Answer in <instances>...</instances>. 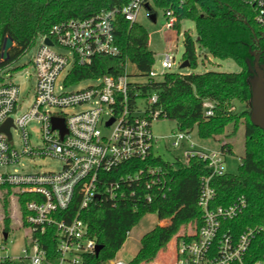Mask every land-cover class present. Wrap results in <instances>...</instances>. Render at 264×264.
Listing matches in <instances>:
<instances>
[{"label": "built area", "instance_id": "built-area-1", "mask_svg": "<svg viewBox=\"0 0 264 264\" xmlns=\"http://www.w3.org/2000/svg\"><path fill=\"white\" fill-rule=\"evenodd\" d=\"M239 1L251 9L256 25L264 33V0ZM150 2L132 0L122 10L71 20L40 36L36 41L40 46L32 60L37 81L34 98L26 110V97L22 96L20 86L12 78L4 80V73L12 64L0 67V170H4L0 172V191H12L22 226L28 229L27 243L19 259L25 264H83V256L95 255L98 246L81 218L83 211L106 202L152 203L156 192L168 189V194L164 193L166 201L174 192L167 186L169 173L157 164L158 159L165 160L161 140L152 131L153 123L162 115L157 107L159 94L143 91L169 73L176 64L175 56L165 54L161 72L154 70V64L146 77L130 76L126 61L120 63L116 75L88 79L75 86L66 83L75 67L89 68L98 57L120 58L117 17L121 15L134 25L140 10ZM166 15L167 29H172L175 18L170 12ZM0 53L3 54L1 45ZM82 83L88 85L78 89ZM215 107L213 102L204 103L206 118L215 116ZM76 108L84 110L65 113ZM230 112H236L235 106ZM55 118L65 122L67 132L63 137L53 127ZM8 120H12L11 137L1 131ZM33 123L40 125V145L33 146L30 141L28 128ZM13 131L20 137L19 149L14 144ZM170 139L171 149L179 153L175 163L168 162L172 167L195 159L205 162L211 172L210 177L199 181L195 175L198 216L192 228L176 241L175 264H264V252H252L264 228H248L237 234L236 228L228 226L244 214L246 200L240 198L226 207L214 206L217 192L211 182L227 174L226 155L197 147L192 133L177 131ZM37 157L58 160L61 170L34 174L10 170L25 159ZM22 198H27L24 205ZM76 199L78 212L71 217L68 211ZM49 229L55 232V260L49 258L41 240ZM6 250L1 243L0 263L9 258L2 255Z\"/></svg>", "mask_w": 264, "mask_h": 264}, {"label": "trees", "instance_id": "trees-1", "mask_svg": "<svg viewBox=\"0 0 264 264\" xmlns=\"http://www.w3.org/2000/svg\"><path fill=\"white\" fill-rule=\"evenodd\" d=\"M132 0H0V45L1 52L7 38H12L14 47L10 51V60L1 63L7 67L25 56L40 36L50 34L51 30L71 20H86L102 13L122 10ZM150 14L157 16L155 9L170 12L175 18L173 29L180 32L181 22H194L197 44L214 58L231 60L241 68L239 73L208 71L203 74L182 75L167 73L160 81L144 87L143 93L156 91L159 94L157 107L161 109V119L177 122L178 131L192 133L197 130L202 140H214L221 145L224 155H234V140L240 129H244V155L237 174H226L212 179L211 185L217 192V206L233 205L240 198L247 203L242 216L228 224L236 228L237 234L248 228H264V131L255 127L250 120L251 86L250 79L257 59L264 65V33L254 21L251 9L239 0H151L147 7ZM167 17V15H166ZM184 54L182 62L188 61L189 68L199 66L196 42L189 31L184 32ZM116 40L121 48L120 58L98 57L89 68L75 67L66 79L67 86L104 75H116L121 62L129 63L132 77H146L155 64V53L149 48V34L139 25H130L121 15L116 21ZM2 53H0V58ZM122 60V61H121ZM213 102L215 116L206 118L204 103ZM236 102L246 104L248 110L241 114L231 113ZM157 164L168 173L167 186L179 190L185 177L193 173L197 181L211 175L207 164L191 159L187 164L172 167L162 158ZM195 178V200L198 187ZM4 199L6 211L4 233L9 234L10 213L8 195ZM164 193L168 189L156 192L152 203H135L126 200L112 205L99 203L83 211L81 218L87 223L89 234L102 251L83 256V264H111L125 245L128 234L147 215L157 214L163 206ZM27 198H22L24 205ZM78 212V199L74 201L68 213L71 217ZM195 208L190 219H197ZM166 238V237H165ZM180 237L177 238V240ZM42 245L49 258L55 260L56 239L54 229H49L42 237ZM169 239L162 240L160 226L155 227L140 241V249L128 264H150L158 259L160 252L167 246ZM252 252L260 255L264 252V234L253 244ZM0 264H25L11 258ZM175 264V263H174Z\"/></svg>", "mask_w": 264, "mask_h": 264}, {"label": "rangeland", "instance_id": "rangeland-1", "mask_svg": "<svg viewBox=\"0 0 264 264\" xmlns=\"http://www.w3.org/2000/svg\"><path fill=\"white\" fill-rule=\"evenodd\" d=\"M157 13V21L154 23L150 19V12L146 7H143L138 15L137 24L143 26L149 34V48L155 53V65L154 70L161 72V61L165 54H173L176 59V64L168 71L169 73H177L182 75L189 74H203L208 71L224 72V73H239L241 68L231 60H219L214 58L208 51L200 48L197 44V33L194 22L190 20H184L181 22L180 32L175 29H167L168 18L165 12L160 9H155ZM189 31L196 42L197 53H199V66L193 70L191 68H181L184 54V32ZM40 43L37 42L35 47L31 49L20 60L13 63L11 68L4 73V80L8 81L10 78L20 86L22 96L26 97L23 110L30 107L34 98V88L36 86V78L34 76V67L32 60L35 57ZM57 51L65 53L64 51L56 48ZM207 56V57H205ZM63 76L58 81V86L62 84ZM88 83H82L77 87L78 89L85 88ZM71 90V89H69ZM237 114L248 110L246 104L239 102L235 103ZM84 108H76L74 110L68 109L65 111L67 114L78 113L83 111ZM28 131L31 135L30 141L33 146L40 145V125L33 123L29 126ZM152 131L155 137L161 140V153L167 162L175 163L179 158V153L173 151L170 147V137L173 133L178 131L177 122L174 120L160 119L155 121L152 125ZM14 144L19 149L21 147L20 137L17 132L13 131ZM244 129H240L237 137L230 142L234 145L235 154L226 155V171L228 174H237L242 162V156L244 155V142H245ZM192 141L197 147L218 152L221 150V145L214 140H202L199 138L197 130L192 132ZM62 164L53 158H29L21 162V165L12 167V172H25L29 174L41 173V172H58L61 170ZM4 170L1 169L0 172ZM195 175L193 173L188 174L185 177L179 190H174L164 202L160 211L155 215L145 216L140 223L133 228L129 233L127 241L123 248L118 253L119 260L131 262L134 256L139 251L141 245V239L151 232L158 224V222H166L162 226L163 235L165 239H169L167 246L160 252L158 259L155 262L160 264L171 263L170 255L176 248V241L179 236L184 232L192 228L193 222L181 224L178 230L176 228L178 224L185 219H190L194 211L195 204ZM9 192V191H8ZM8 192L0 191V245L3 243L6 247V251L3 252L4 257L11 259H19L22 257V249L26 245L25 238L28 235V229L22 226L19 213L16 208V201L12 196V192L8 195L9 203L8 210L10 213V230L8 239H4V218L5 208L4 199ZM184 204V210H180ZM176 215V216H175ZM161 228V227H160ZM162 261V262H161ZM150 263V264H153ZM26 264H29L26 262Z\"/></svg>", "mask_w": 264, "mask_h": 264}, {"label": "water", "instance_id": "water-1", "mask_svg": "<svg viewBox=\"0 0 264 264\" xmlns=\"http://www.w3.org/2000/svg\"><path fill=\"white\" fill-rule=\"evenodd\" d=\"M150 19L155 23L157 21V16L155 14L150 15ZM47 44L52 45L51 41L47 40ZM14 47V41L12 38H7L4 42L3 46V62L7 63L10 60V51ZM181 68H189V62H183ZM253 76L250 79V86L252 92L251 98V113H250V120L251 123L264 131V65L259 64V60L257 59V64L255 69L250 67ZM113 121H111L112 123ZM12 126V120H8L6 124L1 128L2 132H5L9 137L10 135V127ZM53 127L54 129H58L61 132V136L63 137L64 134L67 132L65 122L63 119H53ZM4 239H8V234L4 233ZM103 246L98 245L96 248V255L98 256L102 251Z\"/></svg>", "mask_w": 264, "mask_h": 264}, {"label": "crops", "instance_id": "crops-1", "mask_svg": "<svg viewBox=\"0 0 264 264\" xmlns=\"http://www.w3.org/2000/svg\"><path fill=\"white\" fill-rule=\"evenodd\" d=\"M198 55H199V53H198ZM200 56V55H199ZM205 57H207V56H205ZM208 58V57H207ZM180 210H184V204H183V206L181 207V209ZM176 216V215H175ZM165 223L166 222H164V221H159L158 222V224H157V226H160L161 227V238H162V240H164L165 239V237H164V235H163V229H162V226H164L165 225ZM156 226V227H157ZM25 241H26V243H27V236H26V238H25ZM138 253V252H137ZM137 255V254H136ZM135 255V256H136ZM134 256V257H135ZM175 257H176V248H174V251L172 252V254L170 255V260H171V263L170 264H174L175 263ZM20 259V258H19ZM19 259H14V260H17V261H19ZM115 261H123V260H119V258H118V254H117V257H116V259L113 261V262H115ZM112 262V263H113ZM123 262H125V263H129V262H127V261H123ZM162 262V261H161ZM111 263V264H112ZM153 264H160L159 262H155V263H153ZM161 264H166V263H161Z\"/></svg>", "mask_w": 264, "mask_h": 264}]
</instances>
